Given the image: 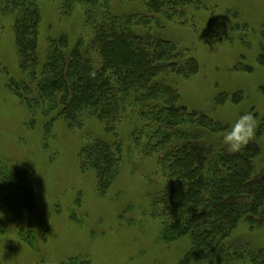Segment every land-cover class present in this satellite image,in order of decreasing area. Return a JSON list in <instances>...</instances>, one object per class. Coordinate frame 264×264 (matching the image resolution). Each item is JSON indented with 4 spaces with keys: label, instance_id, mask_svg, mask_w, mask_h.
<instances>
[{
    "label": "rangeland",
    "instance_id": "rangeland-1",
    "mask_svg": "<svg viewBox=\"0 0 264 264\" xmlns=\"http://www.w3.org/2000/svg\"><path fill=\"white\" fill-rule=\"evenodd\" d=\"M37 2L41 59L51 38L67 35L69 45H74L85 31L84 11L81 3L63 14L58 0ZM107 2L120 14L146 11L139 1ZM3 6L0 3V162L24 167L32 175L33 200L30 209L21 205V215L31 218L35 238L32 245L21 240L16 234L20 220L11 211L0 210V264H177L188 251L190 239H163L154 196L165 181L155 156H144L143 141L135 142L136 119L124 118L117 125L119 163L109 186L100 190L95 172L80 168L79 148L88 137L108 140L112 135L103 131L99 121L84 116L82 124L72 128L65 120L55 119L47 130L49 117L20 101L9 83L26 81L27 73L17 57L12 15ZM143 30L174 41L195 57L197 72L188 77L174 75L170 81L180 104L225 126L220 132H198L212 149L233 152L223 142L224 135L239 115H253L256 128L248 142L259 146L253 166L256 172L262 171L264 64L257 57L264 31V0H199L186 7L184 17L155 15ZM238 64L252 70L236 68ZM239 92L242 99L234 102L232 95ZM221 93L227 99L217 104ZM192 128L188 130L193 134ZM225 243L246 255L236 264H252L248 253L264 251V228L252 229L240 221Z\"/></svg>",
    "mask_w": 264,
    "mask_h": 264
},
{
    "label": "trees",
    "instance_id": "trees-1",
    "mask_svg": "<svg viewBox=\"0 0 264 264\" xmlns=\"http://www.w3.org/2000/svg\"><path fill=\"white\" fill-rule=\"evenodd\" d=\"M58 1L63 14L81 3L85 31L73 46L67 35L49 39L40 59L37 0H0L12 15L17 57L27 73L26 81L11 80L9 87L27 107L49 117L47 130L55 119L65 120L72 128L81 125L84 116L99 121L103 131L112 135L110 140L88 137L79 148L80 168H91L103 191L120 159L116 127L124 118L136 119L135 142L143 141L144 156H155L165 181L154 196L163 239H190L188 251L177 264L243 261L246 255L225 240L240 221L252 229L264 228V169L256 172L253 166L259 146L247 142L230 152L212 149L202 141L201 129L220 132L225 126L180 104L170 81L174 75L188 77L197 72L195 57L174 41L143 30L155 15L184 17L186 7L199 0H129L142 2L146 11L125 14L114 11L107 0ZM257 59L264 64V31ZM236 68L252 70L241 64ZM226 99L221 93L217 104ZM240 99V92L232 95L234 102ZM31 180L26 168L0 162V210L11 211L20 220L16 234L30 245L35 231L31 218L21 215V205L30 209ZM248 255L252 264H264L263 250Z\"/></svg>",
    "mask_w": 264,
    "mask_h": 264
},
{
    "label": "clouds",
    "instance_id": "clouds-1",
    "mask_svg": "<svg viewBox=\"0 0 264 264\" xmlns=\"http://www.w3.org/2000/svg\"><path fill=\"white\" fill-rule=\"evenodd\" d=\"M256 128V121L251 113L239 115L231 124L230 129L223 137V142L232 151H238L243 144L250 140ZM207 261V257L204 258ZM194 264H199L194 261Z\"/></svg>",
    "mask_w": 264,
    "mask_h": 264
}]
</instances>
